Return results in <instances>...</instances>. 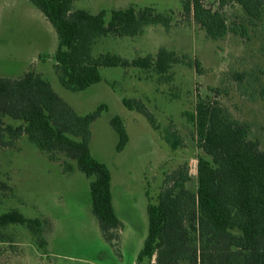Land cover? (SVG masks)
<instances>
[{
    "label": "rangeland",
    "instance_id": "374dc122",
    "mask_svg": "<svg viewBox=\"0 0 264 264\" xmlns=\"http://www.w3.org/2000/svg\"><path fill=\"white\" fill-rule=\"evenodd\" d=\"M183 1L74 0V9L92 13L131 5L173 13L170 29L156 24L133 37H101L93 46L94 56L112 52L132 60L155 56L167 47L201 62V70L178 63L167 73L134 66L101 67L100 82L74 92L63 87L56 74L58 36L42 11L29 0H0V75L40 72L79 114L108 105L92 123L90 146L111 170L114 206L123 223L119 238L107 241L92 212L91 179L74 160L60 155L52 161L24 136L16 148L0 147V179L9 185L0 191V214L19 209L27 217L43 219L48 246L39 249L26 226L9 225L0 239V264H138L149 229L146 191L156 200L165 178L184 164L192 175L187 186L197 190L198 157L204 152L190 114L200 98L219 100L231 117L249 123V138L264 149V16L250 20L238 3L206 0L239 30L214 40L185 15ZM124 98L142 100L155 123L129 109ZM116 115L129 133L122 151L117 150L119 135L111 126ZM173 134L181 139L177 147L171 142ZM66 161L75 165L74 172H65Z\"/></svg>",
    "mask_w": 264,
    "mask_h": 264
},
{
    "label": "trees",
    "instance_id": "16d2710c",
    "mask_svg": "<svg viewBox=\"0 0 264 264\" xmlns=\"http://www.w3.org/2000/svg\"><path fill=\"white\" fill-rule=\"evenodd\" d=\"M29 1L57 32L54 67L61 85L70 91H83L100 82L101 67L134 66L167 73L175 64L184 63L201 70L199 59L192 62L189 54L179 56L175 49L167 47H161L155 56L132 60L111 52L93 55V46L100 37H133L142 34L146 26L156 24L170 29L174 21L171 11L163 13L152 6L131 5L92 13L74 9V0ZM227 1L240 4L250 20L264 16V0H220V4ZM183 9L214 40L229 32L239 33L206 0H184ZM123 103L155 123L142 100L124 98ZM107 109L108 105L102 103L90 113L79 114L35 70L18 78L0 76V147L16 148L25 135L50 160L57 161L60 155L74 160L76 167L91 179L92 212L105 239L113 243L123 223L114 206L112 173L105 162L93 155L90 146L92 123ZM190 116L196 125L197 143L204 152L198 157L197 190L187 186L192 175L184 164L165 178L156 200L146 191L149 229L137 263L264 264V149L258 140L249 138L250 124L231 117L217 99L200 98ZM111 126L119 135L117 150L122 151L129 142L122 117L114 116ZM173 136L171 142L177 147L180 136ZM64 169L72 173L75 165L66 161ZM8 189V183L0 179V191ZM13 224L26 226L38 248L47 250L43 219L27 217L19 209L2 213L0 239Z\"/></svg>",
    "mask_w": 264,
    "mask_h": 264
},
{
    "label": "crops",
    "instance_id": "0c3cea01",
    "mask_svg": "<svg viewBox=\"0 0 264 264\" xmlns=\"http://www.w3.org/2000/svg\"><path fill=\"white\" fill-rule=\"evenodd\" d=\"M100 38H101V37H100ZM100 38H99V39H100ZM99 39H98V40H99ZM96 43H97V42H96ZM111 53H112V52H111ZM117 54H118V53H117ZM119 55H120V54H119ZM26 72H27V71H26ZM0 76H6V77L18 78V77H21L22 75H11V76H10V75H0ZM14 76H16V77H14ZM8 121H10V122H14V123H15V121H12L11 119H9ZM24 136H25V135H24ZM24 136H23V137H24ZM23 137H22V138H23ZM22 138L19 140L18 144L21 143ZM9 149H10V148H9ZM113 198H114V197H113Z\"/></svg>",
    "mask_w": 264,
    "mask_h": 264
}]
</instances>
